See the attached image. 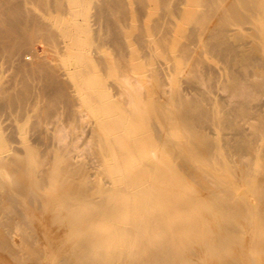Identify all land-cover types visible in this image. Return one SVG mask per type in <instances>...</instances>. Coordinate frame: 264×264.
<instances>
[{"label": "bare ground", "instance_id": "bare-ground-1", "mask_svg": "<svg viewBox=\"0 0 264 264\" xmlns=\"http://www.w3.org/2000/svg\"><path fill=\"white\" fill-rule=\"evenodd\" d=\"M0 264H264V0H0Z\"/></svg>", "mask_w": 264, "mask_h": 264}, {"label": "rangeland", "instance_id": "rangeland-1", "mask_svg": "<svg viewBox=\"0 0 264 264\" xmlns=\"http://www.w3.org/2000/svg\"><path fill=\"white\" fill-rule=\"evenodd\" d=\"M43 47V48H42ZM44 47H46V46H43V45H40V44H35L34 46H33V48H35L34 49V51L38 54V55H42L41 57L42 58H44V59H46V60H48V59H50V54H49V51L47 50V47L46 48H44ZM41 51H42V54H41ZM45 51V52H44ZM48 52V53H47ZM49 54V55H48ZM48 55V56H47ZM46 56V57H45ZM26 57H28V56H26ZM6 122H8V120L5 118V119H3V123L5 124ZM49 126V125H48ZM50 127H52V125H50ZM50 127H48V129L50 128Z\"/></svg>", "mask_w": 264, "mask_h": 264}]
</instances>
